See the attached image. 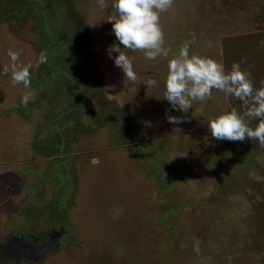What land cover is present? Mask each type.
Segmentation results:
<instances>
[{
  "label": "rangeland",
  "instance_id": "1",
  "mask_svg": "<svg viewBox=\"0 0 264 264\" xmlns=\"http://www.w3.org/2000/svg\"><path fill=\"white\" fill-rule=\"evenodd\" d=\"M22 2L0 0V264H264V146L217 141L206 126L225 110L243 114L240 102L214 89L182 114L163 99L168 61L185 43L226 71L238 63L260 88L264 0H173L160 13L166 57L121 49L135 81L106 54L110 6ZM9 50L31 65L26 105L29 89L3 73ZM42 51L69 81L36 66Z\"/></svg>",
  "mask_w": 264,
  "mask_h": 264
},
{
  "label": "clouds",
  "instance_id": "2",
  "mask_svg": "<svg viewBox=\"0 0 264 264\" xmlns=\"http://www.w3.org/2000/svg\"><path fill=\"white\" fill-rule=\"evenodd\" d=\"M172 4L173 0H110V4L108 0H96L97 8L103 10L110 6L116 13L106 20L111 23V33L116 42L105 51L127 80L135 81L137 75L132 59L121 51L122 48L143 51L145 58L149 60L168 55V49L163 46L160 13L170 9ZM8 57L11 64L4 67L3 73L8 74L11 70L12 84L29 89L20 101L26 105L33 98L30 90L31 65H19L20 54L16 51L9 50ZM46 62L47 54L42 51L36 59V66ZM250 76V73L241 70L238 63H234L231 70L226 71L222 63L211 58L190 56L188 43H185L178 55L168 61L163 99L168 102L171 111L184 114L192 109L194 102L204 103L211 99L214 89L223 92L226 97H234L244 109L243 114L236 109L225 110L208 120L206 126L210 136L217 141L256 140L260 146H264V82L260 88H254ZM157 83V80L148 78L142 84L155 88ZM246 117L255 118L258 121L256 126H249L245 122ZM166 120L177 125L185 122L187 117L167 115ZM93 163L98 161L93 160ZM196 251H199L198 246Z\"/></svg>",
  "mask_w": 264,
  "mask_h": 264
},
{
  "label": "trees",
  "instance_id": "3",
  "mask_svg": "<svg viewBox=\"0 0 264 264\" xmlns=\"http://www.w3.org/2000/svg\"><path fill=\"white\" fill-rule=\"evenodd\" d=\"M23 2H22V4H23V6H25V7H27L28 5H30V4H33L34 3V1L36 2V0H22ZM41 2V1H40ZM35 4V3H34ZM36 4L37 5H39V2L37 3L36 2ZM24 10V9H23ZM15 14V13H14ZM17 15V14H16ZM50 38V37H49ZM52 48V47H51ZM54 49V48H53ZM55 55V57L51 60V62L53 61L54 62V59H57V58H59L60 57V55L58 54V52L56 53H54L53 51H52V49H51V51H50V57L52 56V55ZM47 56H49V55H47ZM58 56V57H57ZM49 59H51V58H49ZM48 59V60H49ZM48 62H50V60L49 61H47V63ZM55 62H57V61H55ZM47 66H49V68L51 69V70H54V73H53V75H57V78H60V79H64V80H68L69 81V79H70V77H69V75H67V72H65V65L63 64V65H61V64H57V63H48L47 64ZM64 67V68H63ZM52 75V76H53ZM51 76V77H52ZM42 105H44V103L42 104ZM83 109V108H82ZM80 110V108L78 107V111ZM74 114V113H73ZM68 118H69V116H68ZM49 122H52L51 120L49 121ZM71 122H72V120H71ZM246 122V121H245ZM43 146H45V145H43ZM37 146L35 145V148H36ZM209 162H211V161H209ZM55 164H57L56 166L58 167V166H61V165H65V160H61V159H59V160H56L55 161ZM222 169V168H221ZM56 170H58V168H56ZM33 172V170L31 171V169H26L25 170V174L26 175H30V173H32ZM226 172V171H225ZM34 173H35V171H34ZM54 173H56V172H54ZM227 173V172H226ZM68 178V176L67 175H65V174H62L61 175V181H63V180H65V179H67ZM28 184V183H27ZM27 189H28V191L29 190H31V186L30 185H28V187L27 186H25ZM33 189H35V187L33 188ZM64 192L62 193L63 194V197L61 196V200H64L69 194H70V192H71V187H70V185H68V186H65V188H64V190H63ZM40 199V198H39ZM34 202L36 201V200H33ZM33 203V202H32ZM29 205H32V204H29ZM28 205V206H29ZM28 215V214H27ZM25 235V234H24ZM2 246H4V245H0V248H2ZM5 247V246H4ZM22 252V251H21ZM21 252H19L18 253V251H17V253H18V256H20V254H21ZM28 254V253H27ZM29 255V254H28ZM18 256H15V257H18Z\"/></svg>",
  "mask_w": 264,
  "mask_h": 264
},
{
  "label": "flooded vegetation",
  "instance_id": "4",
  "mask_svg": "<svg viewBox=\"0 0 264 264\" xmlns=\"http://www.w3.org/2000/svg\"><path fill=\"white\" fill-rule=\"evenodd\" d=\"M34 239H35V238H34ZM6 240H7V239H6ZM34 242H35V244H38V243H40L41 241L35 239ZM4 246H5V245H4ZM4 246H2V247L5 248ZM34 255H35V254H34ZM27 256H28V255H26L25 258H28ZM18 257H20V258L22 259V255H21V254H20V256H18ZM16 262H17V261H16ZM18 263H19V261H18Z\"/></svg>",
  "mask_w": 264,
  "mask_h": 264
}]
</instances>
